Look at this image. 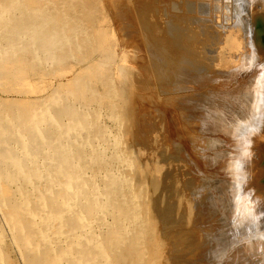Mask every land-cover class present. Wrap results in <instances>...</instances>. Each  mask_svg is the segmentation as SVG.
Instances as JSON below:
<instances>
[{
  "label": "bare ground",
  "instance_id": "obj_1",
  "mask_svg": "<svg viewBox=\"0 0 264 264\" xmlns=\"http://www.w3.org/2000/svg\"><path fill=\"white\" fill-rule=\"evenodd\" d=\"M228 1L231 3L230 12L235 13L240 28L238 27V30L237 24H234L238 31L227 30H230L229 33L227 32L229 39L220 46V50L222 47L243 50L242 55L240 54L241 64H238L237 71L240 72L241 77L245 74L246 79L243 80L246 82L239 86L238 90L241 94L232 96L231 106H229L236 108L235 110L223 108L224 105L218 107L216 105L218 101L216 106L214 105L218 107L216 108L217 117L214 119V134L219 138L218 140L226 138L222 141L218 159L215 160H219L223 165L222 169L219 168L222 165L217 167L218 170L220 169L219 171L225 172L235 180L231 188L235 197V214L237 211L242 213L243 209L249 208L248 213L252 210L259 218L258 226H264V185L259 186L255 181L257 177L255 171L259 165L263 167L261 174L264 176V0ZM178 4L175 5L178 6ZM93 5L91 0H0V264H167V262L175 264L176 261L181 260L183 264L189 257L198 256L199 259L206 256L205 251L212 249L211 243L206 249V245L204 247L203 244L206 241L194 240L188 232L183 234L179 231L180 235L171 232L177 229L171 228V220H174V217L180 218L179 211L183 212L180 209L172 215L171 206L165 202L167 198L161 192L164 189L167 191L169 185L167 189L163 183L161 184L163 175L160 176L161 181H158L159 179L156 180L152 174V172L155 174L154 170L159 172L163 167L160 165L162 163L156 165L157 162L154 161L153 164L154 159L151 162L150 157L147 159L151 163L146 161L145 154L150 146L139 149L140 144L130 145L127 141H131L129 137L135 135L136 131L131 135L130 130L128 132V129H124L125 131L122 129L123 123L130 124L129 121L124 122L129 115L128 113L125 114L127 116L124 115L126 119L124 118L122 123L119 114L123 112L113 106L116 87L122 88L119 83L114 87L115 83L117 84L115 82L117 76L113 74L114 72L103 75L106 65L98 55L101 49L99 47L101 43H98L100 39L102 40L103 28L95 25ZM170 25L168 29L179 36L181 32L176 28L178 25L176 27L173 25L170 27ZM169 31L167 32L172 34ZM198 35L193 40V45L201 43ZM221 41L223 42V39ZM159 43L162 44V42ZM164 46L163 48H166ZM116 70L121 73L118 68ZM183 71V75H186L185 67ZM232 73L230 74L232 77L237 75ZM68 75H71L70 78L62 81V78ZM50 77L60 81L52 83L49 81ZM10 79L13 85L7 83ZM28 80L33 81V85L26 86L29 84ZM232 82L233 80H230L228 83ZM214 90L217 93L220 91ZM120 91L118 97L126 93L121 95ZM15 96H21V98ZM202 99L195 100L204 103ZM124 100L125 97L122 100L125 106L127 99ZM210 105L208 103L206 106ZM212 106L210 108H213ZM123 108L125 109L126 106ZM196 110L194 112L200 114ZM198 111L202 110L198 109ZM124 112H128L127 108ZM212 118H210L211 123ZM128 119L131 118L128 117ZM205 120L204 118L202 122ZM208 121L207 119L206 122ZM207 124L211 126L209 122ZM202 126L200 125L201 129L208 127ZM125 132L131 136L126 138ZM203 133H205L204 130ZM134 137H132L133 140L136 139ZM206 137L211 139L212 136ZM144 141L143 143L140 141L142 145ZM149 143L151 145V142ZM154 144H156L155 141ZM208 152L213 153L214 150L212 152L211 149ZM213 161L214 157H211L210 163ZM207 163L210 167L209 162ZM158 166L159 169H157ZM213 170H210L209 174L212 171L217 177L218 172ZM224 174L220 177L222 178ZM225 183L228 184V182ZM199 186L202 188L198 185V189H200ZM179 207L184 209L182 206ZM201 207L199 205L197 219L203 223L204 217H209L211 214L208 211L202 213ZM235 214L233 217H236ZM244 214L247 215V213ZM242 215L237 219L242 220ZM236 222L238 223L237 220ZM256 232L252 231L253 234ZM164 244L171 248L167 247L168 251L167 248L164 250ZM260 244L263 246L261 241ZM182 245H188L190 250L187 254L180 251L176 253L177 248H181ZM173 248L176 249L173 250ZM261 257L263 259V256ZM258 264L262 262L259 261Z\"/></svg>",
  "mask_w": 264,
  "mask_h": 264
},
{
  "label": "rangeland",
  "instance_id": "obj_2",
  "mask_svg": "<svg viewBox=\"0 0 264 264\" xmlns=\"http://www.w3.org/2000/svg\"><path fill=\"white\" fill-rule=\"evenodd\" d=\"M91 1H93V3H94L92 13H93L95 25H97V27H99L101 29L103 28L102 29V32H103L102 40L100 39L99 43H98V44L101 43V45L99 46L101 49H100L98 55L100 56V58L103 60L104 64L106 65V67H105L106 69H104L103 75H109L112 72H114L113 74H116V76H117V77H115L116 81L114 80L115 82H117V84L114 82L115 83L114 87H116L119 83V85L121 84L120 88H122V89H117L118 86L116 87V90H115L116 94L114 96L115 100H114L113 106L115 107V109L123 112V114H122L119 111L121 113V114H119V116H120L119 118L121 119L122 123H123L124 118L126 119L125 116L129 115V116H127V119H126L127 121L124 120V122L129 121L131 126L128 123H123L122 129L123 130L128 129V132L130 130L129 133L131 135H133L136 131L135 135H133L136 137V139H134V140L132 139L133 136L128 135L129 133L125 132L126 138L131 136V137H129V139L133 142L131 143V141H129L127 139L126 140L128 142H130L129 143L130 145L135 144L136 146H138L140 144L138 146L139 149H142V147L150 146V147H148L150 149L147 150L146 154L144 153L146 159L148 157H150L151 160H149V161L152 162V159H154L152 162L153 164L155 162H157V163H155L156 165H159L160 163L163 164V165L160 164L161 167L162 166L163 167L160 168L159 172H158V170H154V171H156L155 174H154V172H152V174L155 177L153 175L152 176L154 178H156V180L159 179L158 181H161V179H163L161 181V184L163 183V185L165 187H167L169 185V189H168V187H167V189L168 190L171 189L170 191H168V190L166 191V189H164V191L162 190L161 192H163L165 197L167 198V200L165 202H168L169 205L171 206L172 215L176 214L180 209L183 212V213H181L179 211V213H180L179 216L181 215L180 218L174 217L173 218L174 220H171L172 221V223H171L172 227L171 228L172 229H174V228L178 229V230L177 229H174V230L171 229L172 230L171 232H173L175 235H176V233H177V235H180V232L183 234L188 232L190 234V236L193 237L194 240L206 241L203 243L204 247L206 245V249H208L209 244L211 243L210 245L212 246V249L205 251V255L207 254L206 256H203L199 259L197 258L198 256L193 257V258L189 257L188 259H185L187 261H186V263H183V264H190V263L200 264L199 262H202L201 264H210V263L211 264H219V263L220 264H227V263L228 264H254L255 261H256L255 264H258L259 261H261L263 264L264 263V253H263L264 252V249H263L264 248V238H263L264 237V226H260V225L258 226V223H259L258 219L259 218L254 215V211H252V210H251V213L253 212L252 215H251V213H248L250 211L249 208L243 209L242 213L239 212L240 214L238 213V211H237L238 209H237L236 210L237 214H235V212H234L235 211V208H234V198L235 197H234V195L232 193V189H231L233 184H234L233 182H235V180L232 179V177L230 175L226 174L225 172L219 171L220 169H222L223 165L220 163L219 160H218L219 163H218V161H216L218 159L217 155L220 153L219 147L221 148V146L223 145L222 141H224L226 139V138H223V139H220L221 140L220 141V140H218L219 138L216 137V135L214 134V129H215L214 119L217 117L216 108H218L219 105L220 106L224 105L223 108L226 107L227 109L235 110L236 108L230 107L231 106L230 102L233 99V97H236L237 95L241 94L240 90H238L239 86L242 85L241 83L246 82L243 80V79H246L245 74H244V76L242 75V77H241L240 72L237 71L239 68V65L241 64V60H242L241 55L243 53L242 52L243 50H240V48L239 49L233 48L234 50L233 49L231 50V49H227V47H222V49H221L222 51L220 50V46H222V44H224V42L226 43L227 39H229L228 33L230 30L229 31H227V30L231 29V31H235L238 29V27L240 28V26H238V23H237L238 19L235 16V13L233 14L232 11L230 12V10H231L230 4L231 3L228 0H196V1L195 0H108V1L107 0H91ZM109 2H110V4H109ZM177 2L178 3L180 2V3L178 4ZM120 3H122V4H120ZM173 3H174V5H172ZM111 4H113V5L110 6ZM114 4H116V5H114ZM175 4H178V6ZM121 6L122 7L124 6L123 7L124 9H122ZM177 8H180V9H177ZM173 10H175V11H173ZM119 11H121L122 13ZM149 11H151V12H149ZM165 12H167V13H165ZM109 16H111V17H109ZM186 17H187V19H186ZM202 18H204V19H202ZM146 21L148 24L146 23ZM183 21L186 23H184ZM187 22L190 26L187 24ZM170 24L173 25L174 27H176L178 25L176 28L179 30V32H181V33H179L180 35L178 34L179 36H177V33H175L174 31L171 32V29H168V26ZM198 24L200 27L198 26ZM234 24L235 25L237 24L236 25L237 29H235ZM171 25H170V27H171ZM179 26H180L181 31L179 29ZM196 26H197V28H196ZM174 27H172V28H174ZM190 29H192V30H190ZM168 30H170L169 32L172 34H169L167 32ZM217 34H220V35H217ZM146 35H147V37H146ZM196 35H198L200 37V38L198 37V39L200 40L201 43H197V44L194 43V45H193V40L196 39ZM214 35H215V37H213ZM229 35H231V34H229ZM151 36H153L154 38ZM226 36H228V37H226ZM217 39H219V40H217ZM222 39H223V42L221 41ZM189 40H191V41H189ZM214 41H215V43H214ZM159 42H162V44ZM184 42H186V43H184ZM216 42H219V43H216ZM220 42H222V43H220ZM135 44H136V46H135ZM215 44H216V46H215ZM162 45L163 46L165 45L166 48H163ZM210 45H212V46H210ZM151 46H152V48H151ZM147 47H149V48H147ZM149 49L151 51L148 52ZM152 49L154 51V54H152L153 53ZM164 49H166V50H164ZM177 50H178V52H177ZM155 51H156L158 56L156 55ZM231 51H233V52H231ZM237 51L239 53H237ZM168 53H169V55H168ZM164 54H165V56H164ZM179 54H180V56H179ZM196 55H197V57H196ZM229 55H231V56H229ZM164 60H166V61H164ZM118 61H119V63H118ZM174 62H175V64H174ZM191 63H192V65H191ZM109 66L112 70L109 68ZM122 66H123V69H122ZM187 66H188V68H187ZM119 67H120V69H119ZM184 67L187 71L186 75L185 74L183 75V73H182V72H184L183 71ZM117 68L121 73H119L116 70ZM221 69H222V71H221ZM215 70H216V72H215ZM231 71L232 72L234 71V72L232 73ZM230 72L234 75H236V74L237 75L235 77H232L230 75L231 74ZM237 72H239V73H237ZM120 74H122L123 76ZM216 74H217V76H216ZM218 75H219V77H218ZM70 76L71 75H68L67 77L62 78V81H67L66 78H70ZM224 76H226V77H224ZM122 78L124 81L122 80ZM182 78H183V80H182ZM55 79L53 77H50L49 81L50 82L52 81V83L60 81L58 79H56V81H55ZM117 79H118V81H117ZM164 79H166L167 81ZM200 80L202 83L200 82ZM216 80H221V81L218 82ZM222 80H223V82H222ZM226 80H228V81H226ZM230 80H233V82L228 83ZM28 82H29V84H27L26 86H31L34 83L33 81H29V80H28ZM204 82H205V84H204ZM216 82H218L219 84ZM220 82H222V83H220ZM7 83H10L11 85H13V82L11 79ZM124 83H127V84H124ZM198 83L199 84L201 83L203 85L201 86V84L199 85ZM210 83L211 84L214 83L213 84L214 86L211 85ZM215 83H216V85H215ZM237 83H239V84H237ZM179 86H180V88H179ZM226 86H229V87H226ZM232 86H233V88H232ZM219 87L220 88L222 87L221 88L222 90ZM214 89H217L218 91L220 90L221 92L219 91V93H217L216 90H214ZM119 90L122 91V93H121V91L119 93L121 95L124 92H126L122 96H123V98L125 97V100L127 99L126 102L128 104L126 103L125 106H126L128 112H124V110L126 111V108L125 109L123 108L125 106L122 103H125V102H122V100H123L122 96H120V95H119V97L117 96ZM205 92H207V93H205ZM222 92H224V93H222ZM9 96L11 98L13 97V95H9ZM186 96H187V98H186ZM229 96H231V97H229ZM15 97L21 98V96H15ZM190 97L195 98L197 100L198 99L201 100L203 98L202 101L204 100V103L201 101L199 102V101L192 99V98H191L192 99L191 100ZM205 97H207L206 100H205ZM211 98L216 99V100L214 99L215 103H214V100L213 101L210 100ZM222 99H225V100L227 99V100L224 101ZM208 100H209V102H207ZM194 101H195V103H194ZM205 101L207 104L205 103ZM211 101L213 103H211ZM217 101H218V103L216 104ZM182 102L184 104H182ZM191 103L193 105H191ZM208 103H209V105L211 104L210 106H212V104H213V106H212L213 108L216 105L218 107H215V109L210 108V106L207 107ZM186 104H187V106H186ZM184 105L186 107H184ZM205 106L208 109L205 108ZM202 107L207 111H205ZM182 108H183V110H182ZM194 109L197 112H200V114L195 113ZM198 109L202 110V111H198ZM209 109H210V111H209ZM132 111L134 112V114ZM208 111L211 112L212 115L214 114L213 118H212V115H210L211 113H209ZM126 113H128V114L125 115ZM183 113L185 115H183ZM150 114H151V117H150ZM121 115H123V116L125 115V116L122 117ZM133 116L135 117V119ZM197 116H200V117H197ZM128 117L131 118L132 121H131V119H128ZM206 117H208V118H206ZM181 118H183V119H181ZM194 118H196V120ZM198 118H200L201 120ZM202 118L206 119L205 122L204 121L202 122V120H203ZM210 118H212V123L210 121L211 120ZM184 119H185V121H184ZM192 119H194V121ZM207 119L209 120L208 122L211 126H208V124H207L208 122H206ZM134 120H135V122H134ZM187 120H188V122H187ZM191 121H192V123H191ZM198 121H199V124H197ZM226 121H229V120H226ZM162 122H163V124H162ZM190 123L193 125V127ZM193 123L195 124V126ZM202 123L203 124L205 123L204 124L205 126ZM125 124L126 125L128 124V125L125 126ZM200 125L201 126L203 125L202 127H204V128L206 126H208V127L205 129H203V128L201 129ZM203 130L205 131L206 134L203 133ZM193 131H195V132H193ZM198 131L199 132L201 131L203 134L201 132L199 133ZM209 132H210V134H209ZM145 133L148 135H146ZM144 135H146V136H144ZM150 135H152V136H150ZM208 135L210 137L212 136L211 139H209V137H206ZM140 136H141V138H140ZM202 136H204V137H202ZM137 137H139V138L137 139ZM148 138H149V140H148ZM153 138H154V140H153ZM158 138H160V139L157 140ZM138 140H140L141 142L145 140L144 144L148 140V142H146L148 145L147 144L142 145L143 142L141 143ZM194 140H196V141H194ZM154 141L156 144H154ZM134 142H136V143H134ZM149 142H151V145H149L150 144ZM157 142H158V144H157ZM210 143H213V144H210ZM159 146H163V147H159ZM155 147L157 148V150ZM211 149H212V152L214 150L213 153L208 152V151H211ZM194 150H196V151H194ZM199 150H201L200 151L201 153L199 152ZM206 150H208V151H206ZM215 151H217V152L215 153ZM196 152H199L201 155H199V153H196ZM202 152L205 154H203ZM211 157H214V161L210 163ZM150 158H148V159H150ZM148 159L146 161H148ZM151 162H149V163H151ZM207 162H209V164L211 166H214V167L213 168H211V166L209 167ZM203 163H205V164H203ZM212 163H214V165ZM220 165H222V166H220ZM184 167H185V169H184ZM205 167H207L208 169ZM217 167H219L220 169L218 170ZM169 168H171V170L173 169L174 171L173 170L171 171ZM262 168L263 167L261 165H259L255 171V176H257L255 181H256V183H258L259 186L264 185V176H262V174H261ZM157 169H159V166ZM181 169H183V170H181ZM199 169H201V170H199ZM210 170H213L215 172L217 171L218 172L217 177L215 176L216 174L212 171H211V174H209ZM184 171H185V173H184ZM206 171H208V173ZM156 173H157V175H156ZM176 173H178V174H176ZM223 174H224V176H222V178H221L220 176ZM179 175H181V176H179ZM210 175H211V177H210ZM160 176H162L163 178H161ZM164 176H166L167 179H166V177L164 179ZM225 177L227 178V180ZM220 179L224 180L223 181L224 183ZM164 180H166L167 182ZM225 182H228V184H226ZM164 183L165 184L169 183V184L165 185ZM176 184L177 185L179 184L180 186L179 185L177 186ZM198 185L202 186V188H200V186H199L201 191H200V189H198ZM219 185L220 186L222 185V186L219 187ZM195 187H196V189H195ZM197 191H198V193H197ZM199 191H200V193H199ZM198 194H199V196H198ZM200 196L201 197L203 196V197L201 198ZM183 197H184V199H183ZM183 200H184V202H183ZM194 200H196V201H194ZM200 200H201V204H200ZM185 201L187 204L185 203ZM181 203L183 205H181ZM188 205H189V207H188ZM199 205L202 206L201 207L202 213H203V211H208L211 214L209 217H204L205 222H203V223H201L202 221L199 222V220L197 219V217H198L197 212H198ZM179 206L184 207V209L180 208ZM188 208H190V209L188 210ZM244 213H247V215L245 216ZM186 214H188V215H186ZM234 214L236 215V217H233ZM241 214H243L242 220L239 219L241 221V222H239V220L237 218L241 217ZM248 214L252 217H250ZM192 216L193 217L195 216V218H191ZM243 219H245V220L243 221ZM236 220L238 221V223L236 222ZM248 221H249V223H248ZM255 221H257V222L255 223ZM252 222H254L253 225H252ZM239 223H240V225H239ZM247 223H248V225H247ZM177 224H179V225H177ZM232 224H233V226H232ZM177 226H179V227H177ZM196 226L199 227V229ZM249 227H250V229L252 227V229L251 230L248 229ZM256 228H257V232H256ZM195 230H196V232H195ZM248 230H250V231L248 232ZM258 230H260L263 235L261 234L260 231L258 234ZM252 231L256 232V234L254 233L255 234L254 235L252 233ZM198 232H199V234H198ZM201 232H202V234H201ZM256 235H257V237H256ZM217 236H219V237H217ZM215 237H217V238L215 239ZM253 237H255L256 239H254ZM162 239H164V238L162 237ZM249 241H252V242H249ZM256 241L257 242L259 241V242L257 243ZM260 241L263 244V246L260 244ZM165 244H164V250H166L167 247L171 248L170 246H167V245L165 246ZM215 244H218L219 246L215 245ZM254 245H255V247H254ZM185 246H186V248H185ZM185 246L182 245V247L180 246L181 248H177V246H176V248H177L176 253L178 251H180L183 254H187L190 249H189L188 245H185ZM247 247H248V249H247ZM258 247H260V249ZM168 248H167V251H168ZM176 248H173V250H175ZM182 248H183V250H182ZM225 248H226V250H225ZM250 249H252V250L258 249V250L251 251ZM165 253H167V252L165 251ZM257 255H259L260 257L263 256V259H262V257L260 258L259 256H258L259 257L258 258ZM256 258H258L259 261ZM181 262H182V260L176 261L175 264H181ZM167 264H170V263L167 262Z\"/></svg>",
  "mask_w": 264,
  "mask_h": 264
}]
</instances>
